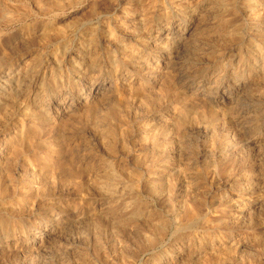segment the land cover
<instances>
[{"label":"rangeland","instance_id":"1","mask_svg":"<svg viewBox=\"0 0 264 264\" xmlns=\"http://www.w3.org/2000/svg\"><path fill=\"white\" fill-rule=\"evenodd\" d=\"M4 2L0 264H264V0Z\"/></svg>","mask_w":264,"mask_h":264},{"label":"bare ground","instance_id":"2","mask_svg":"<svg viewBox=\"0 0 264 264\" xmlns=\"http://www.w3.org/2000/svg\"><path fill=\"white\" fill-rule=\"evenodd\" d=\"M6 2H10V1H6ZM6 2H4V0H0V22L3 24V23H5V24H8V23H11V22H13V21H18V20H20V18L21 19H24V18H22V17H24V15H21L23 12H25V9L24 10H22V13L21 14H19V13H17V11H14L13 9L11 10V9H9V3H8V6H6ZM34 2V1H33ZM77 2V1H76ZM55 4H57L58 2H57V0H55V2H54ZM78 3V2H77ZM76 3V4H77ZM12 4V3H11ZM10 4V5H11ZM59 4V3H58ZM66 4V3H65ZM213 4V3H212ZM142 5V4H141ZM14 6V5H13ZM35 6V5H34ZM41 6V5H40ZM40 6H37V8L38 7H40ZM53 6H55V5H53L52 4V7ZM57 6H59V5H57ZM48 7V6H47ZM46 7H44V9H45ZM51 8V7H50ZM53 8H55L56 9V6L55 7H53ZM97 8V7H96ZM107 8V7H106ZM17 9H18V7H17ZM20 9H22V8H20ZM27 9V8H26ZM46 9H48V10H46V12L47 11H49L50 9H49V7L48 8H46ZM57 9L59 10V8L57 7ZM28 10V9H27ZM38 10H41L40 11V13H42V15L44 16V12L43 11H45V10H43L42 11V9H41V7L40 8H38ZM54 10V9H53ZM100 10V9H99ZM103 10V9H102ZM4 11L6 12V11H10L11 12V14L10 15H8V13L7 14H3L4 13ZM20 11V10H19ZM29 11V10H28ZM33 12V11H32ZM38 12V11H37ZM26 13V12H25ZM28 14H30V13H28ZM33 14V13H32ZM26 15H27V13H26ZM37 15V14H36ZM32 16V15H31ZM28 17V16H27ZM29 18H30V16H29ZM62 18V17H61ZM34 21V20H33ZM20 22V21H19ZM29 22V21H28ZM28 22L26 23V24H28ZM66 22V21H65ZM25 23V22H24ZM24 25V24H23ZM60 25V24H59ZM27 26V25H26ZM31 28V27H30ZM58 31V30H57ZM60 34V33H59ZM49 35H50V33H49ZM54 35V34H53ZM29 37V36H28ZM38 38V37H37ZM37 40V39H36ZM21 42V41H20ZM33 42V41H32ZM184 42V41H183ZM22 44V43H21ZM214 44V43H213ZM192 45V44H191ZM187 46V45H186ZM193 46V45H192ZM151 47V46H150ZM23 52V51H22ZM184 52V51H183ZM16 53V52H15ZM12 54V53H11ZM194 54V53H193ZM23 55V53H16L15 54V58L16 57H21ZM178 56V55H177ZM7 57V56H6ZM6 60V59H5ZM4 60V61H5ZM4 61H2V63H4ZM8 61V60H7ZM92 61V60H91ZM95 63V62H94ZM165 74V73H164ZM110 85V84H109ZM37 86V85H36ZM9 87V86H8ZM196 87V86H195ZM203 87V86H202ZM110 88V87H109ZM200 90V89H199ZM19 88H17V89H15V95L13 96L14 97V99L15 98H17L18 97V95H19ZM122 97V96H121ZM150 97H151V95H150ZM150 97H148V99L150 98ZM152 98V97H151ZM151 98H150V100H151ZM16 101V100H15ZM148 101V100H147ZM153 101H154V99H153ZM10 102V101H9ZM7 103V102H6ZM80 103V102H79ZM152 103V102H151ZM3 105V104H2ZM40 105V104H39ZM127 105V104H126ZM6 106V105H5ZM146 106V105H145ZM95 109H96V107H95ZM94 108H91V109H89L88 111H87V116H88V119H89V121H95V120H97L98 119V110L96 111ZM4 110H5V108H4ZM253 111V110H252ZM74 112V111H73ZM120 112V111H119ZM6 114H7V112H6ZM116 114H117V106L116 107H113V108H111L109 111H107L106 112V114H105V116L103 117V119L104 120H110V119H112V118H115L116 117ZM9 115V114H8ZM34 116V118H36L38 121H42L43 119H42V117H43V114H37V115H35V113H31V115L30 116ZM85 117V116H84ZM35 120V119H34ZM176 120V119H175ZM2 122H4V121H1V123ZM92 122V123H93ZM100 123V122H99ZM98 123V124H99ZM216 123V122H215ZM97 122H95L94 124H93V126L94 127H97ZM61 126V125H60ZM110 127H112V126H110ZM126 130V129H125ZM36 131H37V128L36 129H34V133H36ZM111 132H114V129H113V127L111 128ZM113 134V133H112ZM126 134V133H125ZM114 135V134H113ZM98 138V137H97ZM111 138H113V137H111ZM257 138V137H256ZM28 141V140H27ZM113 142H114V140H111V142H110V146H112V145H114L113 144ZM116 143V142H115ZM114 147V146H113ZM112 147V148H113ZM10 154V153H9ZM2 167V166H1ZM108 173H110V172H108ZM111 175V174H110ZM112 180V179H111ZM107 181V180H106Z\"/></svg>","mask_w":264,"mask_h":264}]
</instances>
